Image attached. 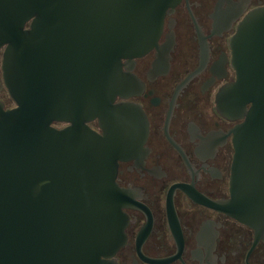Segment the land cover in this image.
I'll return each instance as SVG.
<instances>
[{"label": "water", "instance_id": "95a60500", "mask_svg": "<svg viewBox=\"0 0 264 264\" xmlns=\"http://www.w3.org/2000/svg\"><path fill=\"white\" fill-rule=\"evenodd\" d=\"M180 1L0 0L3 74L17 103L0 101V264H117L118 162L146 130L139 106L114 103L131 79L123 59L157 46ZM231 47L237 79L217 109L245 120L233 131L231 197L205 202L263 228L264 5L246 14ZM96 119L102 135L89 126Z\"/></svg>", "mask_w": 264, "mask_h": 264}, {"label": "flooded vegetation", "instance_id": "af4514ba", "mask_svg": "<svg viewBox=\"0 0 264 264\" xmlns=\"http://www.w3.org/2000/svg\"><path fill=\"white\" fill-rule=\"evenodd\" d=\"M264 0H181L168 12L157 46L123 59L131 79L115 104L141 108L146 125L118 162L123 191L117 264H264V227H251L206 200L231 197L234 130L217 95L237 79L231 40L246 14ZM29 28V27H26ZM0 101L17 106L5 84ZM124 95V96H123ZM70 123H57L59 129ZM89 126L103 134L99 120Z\"/></svg>", "mask_w": 264, "mask_h": 264}]
</instances>
